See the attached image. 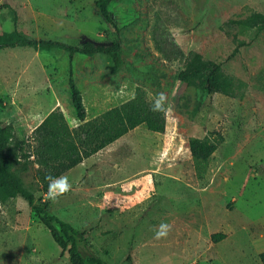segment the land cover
<instances>
[{"label":"rangeland","instance_id":"374dc122","mask_svg":"<svg viewBox=\"0 0 264 264\" xmlns=\"http://www.w3.org/2000/svg\"><path fill=\"white\" fill-rule=\"evenodd\" d=\"M96 1L0 0V43L16 36L75 47L120 43L118 61L96 54L70 57L61 49L1 48L0 123L26 140L53 102L60 103L67 120L75 116L67 85L71 69L86 119L132 99L140 88L149 101L166 94L165 132L142 125L122 137L115 151L127 161L126 178L124 172L116 175L115 161L89 178L78 172L69 182L86 190L70 191L53 203L35 179L37 166L21 159L16 173L24 188L77 232L84 257L104 264H186L188 259L189 264H261L264 30L238 22L264 15V0H115L108 5L111 24L99 15ZM172 44L184 56L195 52L219 64L233 81L234 95H208L198 85L179 82L183 60H165ZM192 138L218 143L202 178L188 151ZM184 221L196 230L189 237ZM161 224L170 231L156 239ZM209 230L228 235L212 261ZM203 253L205 263L199 258ZM0 264H69L19 197L0 201Z\"/></svg>","mask_w":264,"mask_h":264},{"label":"trees","instance_id":"16d2710c","mask_svg":"<svg viewBox=\"0 0 264 264\" xmlns=\"http://www.w3.org/2000/svg\"><path fill=\"white\" fill-rule=\"evenodd\" d=\"M114 1L95 2L99 15L110 24L112 20L108 5ZM238 23L246 29L264 30V15L254 13ZM16 37L9 43H0V49L15 45L32 47L39 51L61 49L70 57L75 54L87 57L96 54L112 56L114 61H118L120 52V43L117 40L89 41L75 47L60 42ZM172 49L171 56L165 55V60H183L184 67L177 76L179 82L189 86L198 85L208 95L219 94L228 97L234 95L233 81L222 72L219 64L205 61L195 52H189L184 56L173 44ZM159 51L163 53L162 48ZM67 85L75 118L79 122L75 128H69L58 108L48 113L26 140L16 139L13 127L0 123V201L22 198L47 229L59 248L60 255H67L69 264H104L99 259L84 257L80 253L77 232L67 223L51 215L46 204L35 203L33 194L24 188L21 178L17 175L16 167L20 165L21 159H31L37 166L35 179L41 192L46 193L47 175L53 177L64 175L83 160L104 150L135 128L143 125L149 132L164 133L165 112H152L150 110L152 101H149L146 94L138 88L132 99L87 120L82 97L74 83L71 69L68 71ZM217 147L218 143L208 138H192L188 141V151L198 178H202L205 165ZM224 238L221 233L210 236L214 244ZM259 260L264 264V252L259 255Z\"/></svg>","mask_w":264,"mask_h":264},{"label":"crops","instance_id":"0c3cea01","mask_svg":"<svg viewBox=\"0 0 264 264\" xmlns=\"http://www.w3.org/2000/svg\"><path fill=\"white\" fill-rule=\"evenodd\" d=\"M36 40H39V39H36ZM51 109L49 110V112L48 113H50L51 111H53L54 109H57V108H59V109H61V105H60V103L59 102H57L56 101V103H52L51 105ZM47 113V114H48ZM47 114L41 119V121L47 116ZM64 115V114H63ZM64 118H65V120H66V122H67V124H68V126H69V128H75L78 124L76 123L77 122V119L75 118V116L73 115V114H71V117H70V119L69 120H67V118H66V116L64 115ZM87 120H90V119H87ZM41 121L40 122H38V124L37 125H35L32 129H31V131H30V134L32 133V131L41 123ZM72 123H74V125L73 126H71V124ZM140 127V126H139ZM138 128V127H137ZM137 128H135L134 130H132V131H135ZM131 131V132H132ZM128 134V133H127ZM155 134H159V133H155ZM160 135V134H159ZM121 139H122V137L120 138V139H118L117 141H115L114 143H112L111 145H109L107 148H105L104 150H102V151H100V152H98V153H96V154H94V155H92L91 157H89V158H87V159H85V160H83L79 165H77L75 168H73V169H71L70 171H68L67 173H65L64 174V176H66L67 178H68V180L70 179V178H72L75 174H77L78 172H81V171H83L84 173H86L87 174V176H88V178L89 177H92V175H94L95 173H97L98 172V170L99 171H101L102 172V170L105 168V167H107L112 161H115V164L113 165V167L115 168V173H116V175H119V173L120 172H124V173H122V176H121V178H126V176H129L130 174H128L127 172H125V170H126V166H127V161L125 160V158L124 157H122L121 156V153L119 152V150H117V151H115V149L118 147V145H119V143L121 142ZM132 176V175H131ZM121 181L119 180L117 183H115V184H118V183H120ZM104 184H110V183H108V182H106V183H103V185ZM113 185V184H112ZM86 190V189H85ZM85 190H79V188H77V187H74V186H72V192L75 194V193H79V192H81V191H85ZM184 225H186L187 226V231H186V229H185V231H186V233H187V237H189L190 236V234H191V231H192V233H194V231H196L195 229H192V230H190V229H188V228H190V223L188 222V221H184ZM199 226L200 227H198V230H200V231H202L203 230V226L201 225V224H199ZM193 228H195V227H193ZM208 232V236H207V244H208V247H209V249L212 247V249H214V251H213V254L211 255V256H209V258L211 259V261H212V259H213V257H215L216 255H217V253H218V251H217V246L220 244V243H222L223 241H225L227 238H228V235H227V232H225L224 234L223 233H221V234H223L224 236H225V238L222 240V241H220V242H218V243H212L211 242V240H210V236L211 235H213V234H215L216 232H214V231H207ZM210 241V242H209ZM188 242V241H187ZM208 250V249H207ZM262 252H264V251H259L258 253H257V256H258V258H259V255L262 253ZM187 258H189V256H186ZM205 257V258H204ZM206 257H207V254L206 253H203V254H201V256H199V258H202V259H204V260H202L203 261V263H205V261H208L207 259H206ZM185 260V259H184ZM183 260V261H184ZM186 261V264H189V259L188 260H185ZM210 261V260H209ZM212 264V263H211Z\"/></svg>","mask_w":264,"mask_h":264},{"label":"clouds","instance_id":"9594fccd","mask_svg":"<svg viewBox=\"0 0 264 264\" xmlns=\"http://www.w3.org/2000/svg\"><path fill=\"white\" fill-rule=\"evenodd\" d=\"M150 110L154 113L167 111V96L165 93H157L152 100ZM48 181V190L46 193V199L57 202L61 197L66 195L72 190V184L68 178L64 175L59 177H53L50 174L45 177ZM170 231V226L167 224H161L159 229L155 233V238L160 239L167 236Z\"/></svg>","mask_w":264,"mask_h":264}]
</instances>
